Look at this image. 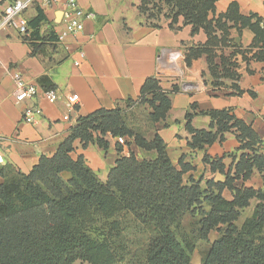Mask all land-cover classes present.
Instances as JSON below:
<instances>
[{
	"label": "crops",
	"instance_id": "0c3cea01",
	"mask_svg": "<svg viewBox=\"0 0 264 264\" xmlns=\"http://www.w3.org/2000/svg\"><path fill=\"white\" fill-rule=\"evenodd\" d=\"M14 1L0 0V17ZM78 2L95 17L84 20L80 35L67 38L69 50L57 40L70 16L62 3L27 7L24 16L30 25L26 36L12 27L0 30V152L4 156L0 170L13 167L28 173L42 157L57 152L80 117L103 108L114 109L129 98L137 100L150 77L160 80L171 101L155 130L173 164L192 167L185 173L186 179L202 178V185L207 180L224 182L228 174L234 175L241 154L246 152L239 149L235 131L225 133L223 141L191 146L193 134L188 125L209 129V111L229 109L257 133L259 150L264 153V0H217L209 14L211 35L203 28L194 30L182 17L173 28L172 19L161 16L160 26L155 27L141 14L140 0ZM39 13L43 19L33 26ZM79 51L85 52V58L77 66ZM15 73L35 85L38 94L17 102ZM52 88L62 94L55 102L44 95ZM66 95L79 97L80 104H68ZM29 106L43 111L37 123L22 121ZM104 139L106 148L96 143L83 147L76 139L72 152L74 159L83 156L103 182L119 158L131 152L143 158L128 136L108 133ZM205 155L210 161H205ZM235 185L263 188L262 174L255 169L248 180L237 179ZM223 195L233 197L229 189ZM255 203L253 200L251 212Z\"/></svg>",
	"mask_w": 264,
	"mask_h": 264
},
{
	"label": "trees",
	"instance_id": "16d2710c",
	"mask_svg": "<svg viewBox=\"0 0 264 264\" xmlns=\"http://www.w3.org/2000/svg\"><path fill=\"white\" fill-rule=\"evenodd\" d=\"M140 1L141 14L155 27L160 26L161 16L171 18L173 28L182 17L194 30L203 28L212 34L209 14L217 0ZM42 19L39 13L32 25ZM211 70L217 77L212 65ZM139 103L149 108L153 122L150 136L136 132L127 122L128 109ZM170 105L160 80L150 77L137 100L129 98L124 106L80 117L57 152L42 157L28 173L13 167L1 169L0 264H116L126 258L129 244L140 245L123 232L119 216L129 217L127 226L132 233L144 236L140 245L144 264H194L192 254L198 242L209 241L214 230L219 236L200 264H264L261 139L229 109L209 111V129L196 130L188 125L193 148L223 141L225 133L235 131L239 149L246 150L234 175L228 174L224 182L207 180L202 185V178H185L190 165L181 162L178 168L173 164L155 130ZM108 133L133 139L143 158L133 152L119 158L103 182L83 156L74 159L72 152L76 139L83 147L96 143L106 148L104 136ZM204 159L210 161L208 155ZM255 169L262 174L263 188L235 185L237 179L248 180ZM225 189L232 192V199L223 195ZM253 200V211L239 223Z\"/></svg>",
	"mask_w": 264,
	"mask_h": 264
},
{
	"label": "built area",
	"instance_id": "2783aa9c",
	"mask_svg": "<svg viewBox=\"0 0 264 264\" xmlns=\"http://www.w3.org/2000/svg\"><path fill=\"white\" fill-rule=\"evenodd\" d=\"M38 3L42 6H50L55 3H62L70 13L69 18L66 20V26L62 29L57 36L59 43L63 45L66 50L70 49L67 43L69 36H78L84 31V20L93 19L95 14L90 11H85L80 5L78 0H15L4 8V12L0 17V30L12 27L18 32L26 36L29 33V22L24 16V11L31 4ZM85 58V52L79 51V59L75 61V65H80L81 60ZM16 81V89L14 92L15 100L19 103L33 98L38 94V89L35 85L27 82L19 73L14 74ZM45 97L50 102H55L62 97V94L55 89H48L44 92ZM66 101L72 106L80 104L79 97L75 95H66ZM43 111L38 106H29L25 108L22 114V121L25 123H37L42 117ZM4 160L3 154L0 152V163Z\"/></svg>",
	"mask_w": 264,
	"mask_h": 264
},
{
	"label": "rangeland",
	"instance_id": "374dc122",
	"mask_svg": "<svg viewBox=\"0 0 264 264\" xmlns=\"http://www.w3.org/2000/svg\"><path fill=\"white\" fill-rule=\"evenodd\" d=\"M124 106V105H122ZM149 108L141 103L136 104L132 108H129L127 111V122L129 125L135 129L136 132H140L145 136H150L152 134L151 126L153 122L149 120ZM252 207L247 209L239 221L242 220L250 214ZM129 217L119 216L118 220H120L121 228L125 234H130V238H134L136 242H140L139 244L142 245L144 241V236L142 234H135L132 233V228L127 226V221ZM128 219V220H127ZM188 222H191V218H187ZM132 225V223L130 224ZM101 230L99 229L98 232ZM132 233V234H131ZM218 238V233L212 232L209 237V241H199L196 250L192 254V261L194 264H199L202 261V257L205 254L206 250L208 249L209 245ZM138 246V244H129V252L126 255V258L123 261H120L116 264H144V251L142 246ZM75 264H88L87 262L78 261Z\"/></svg>",
	"mask_w": 264,
	"mask_h": 264
}]
</instances>
